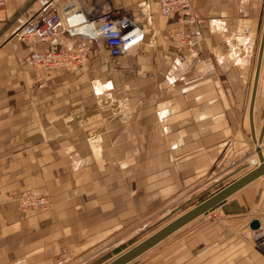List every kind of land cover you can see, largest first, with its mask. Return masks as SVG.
Instances as JSON below:
<instances>
[{
	"label": "crops",
	"instance_id": "1",
	"mask_svg": "<svg viewBox=\"0 0 264 264\" xmlns=\"http://www.w3.org/2000/svg\"><path fill=\"white\" fill-rule=\"evenodd\" d=\"M106 1L115 15L142 26L144 39L114 62L104 44L102 58L94 59L93 46L80 70L21 64L45 47L16 35L31 0L0 6V264H91L138 226L139 202L182 187L184 179L199 181L206 167L210 175L194 190L248 171L233 174L256 147L249 119L256 64L246 45L253 38L226 35L224 20L242 19L261 0H192L209 19L192 48L180 44L181 33L167 36L178 18L165 17L160 0ZM66 10L73 21L83 17L77 3ZM261 67L257 136L264 126V57ZM263 178L132 263L264 264V207L257 210ZM28 188L50 192V208L21 211L14 192ZM253 218L261 229L249 228Z\"/></svg>",
	"mask_w": 264,
	"mask_h": 264
},
{
	"label": "built area",
	"instance_id": "2",
	"mask_svg": "<svg viewBox=\"0 0 264 264\" xmlns=\"http://www.w3.org/2000/svg\"><path fill=\"white\" fill-rule=\"evenodd\" d=\"M80 1L31 0L23 7L19 16L24 21L16 32L17 37L33 44H44L45 47L19 58L21 64L37 71L82 68L90 60V50L99 42L108 48L110 57H122L144 39V28L129 15H115L106 0H90L87 7L80 6ZM72 2L78 4L83 14L81 20L73 21L68 14L66 8ZM3 4V0H0V5ZM160 10L165 17L177 16L180 26L189 28L181 38V45L193 46L201 34L198 25L204 20L200 13L193 10L191 0H160ZM178 33L180 30L172 32L170 36ZM57 35H68L71 42L52 43ZM257 165L255 160L250 166ZM17 200L23 212L36 208L47 210L51 206L47 194L31 189L22 191Z\"/></svg>",
	"mask_w": 264,
	"mask_h": 264
},
{
	"label": "rangeland",
	"instance_id": "3",
	"mask_svg": "<svg viewBox=\"0 0 264 264\" xmlns=\"http://www.w3.org/2000/svg\"><path fill=\"white\" fill-rule=\"evenodd\" d=\"M191 2H192V0H191ZM256 3H259V0H256ZM3 5H0V6H3ZM192 7L196 13H200V15L203 17V20H204L203 23L198 25V28H200L201 34H202V26L204 23L208 22L209 19H208V17L207 18L205 17L206 15L205 16L202 15V13L200 11H196V9L193 6V3H192ZM244 14H247V16H243L242 19L239 18L237 21H235V19H233L231 23H228V19L224 20L227 23L226 35L234 34L235 36L242 38V40L248 39L250 41H251L250 38H253V40L251 42H249V44H246V45L248 46V50L252 52L253 61L251 64H252V67L254 68L256 61H257L258 49H259V45L261 42V35H262L263 27H264V0H261V5L258 6L256 9L247 10V12ZM249 16H251L252 18L250 19ZM222 18H224V17H222ZM184 28H187V27L186 26H180V24L177 22L176 27L173 29H170L169 32L167 33V36H170V34L172 32H178V30H180L181 35H180L179 40H180V44H181V42H182L181 38H183L182 36L185 35V33L183 34ZM180 33H178L176 35H179ZM176 35H174V36H176ZM100 44H102V43L99 42L95 45V51L93 54V57H95L94 59H97L98 58L97 56L102 58L99 54L100 50L98 49L99 48L98 46ZM193 46H191L190 48H192ZM110 58H111L110 59L111 62L112 61L114 62V61H119L123 57H112L111 56ZM86 66H87V64L84 65L83 67H86ZM96 68H97L96 72L99 70V72L103 73V70H104L103 66H97ZM69 69L80 70V68H69ZM61 70H68V69H61ZM252 83L253 82H251V79H250V87H251ZM100 99H102V98H100ZM263 113H264V111H263ZM263 146L264 145H262V147ZM255 149H256V147H255ZM252 155L257 156V155H255V150L253 151ZM251 158L249 159V162H248L249 164H250ZM241 166H242V168L236 167L237 169H234L233 174H237V175H234L235 177L238 176L239 174H241V169L244 168V170L246 171L252 167V166L247 165V164H245L244 166L243 165H241ZM206 170L208 171L207 167L203 168L201 170V172L199 173L200 174L199 178L201 177V179L199 181H196L195 183H193L192 180L184 179V182L182 183V187L174 188L173 190L170 189V190H167L164 192H160L159 193L160 195L153 197L152 200H145V201L139 202V205L137 208V217H138L137 225L138 226L136 225L137 227L132 230L133 232H129L128 234H125L124 237H120L117 240V243L116 242L113 243L114 248H112L113 246H112V244H110L108 251L104 252L100 256L94 257L90 261L91 264H105V263L109 262L110 260L117 257V255L121 254L122 252H124L130 248H132V245H134L137 242L145 239L146 236L152 234L153 232L158 230L161 226H163L166 223L170 222L171 220L175 219V217L179 216L183 212L189 210L190 207H193V206L197 205L198 203H200L204 198H206L207 196H209L210 194H212L213 192L218 190V188L220 186H222L223 184L232 180L228 175V177H225L224 179H222V178L217 179V182L216 181L213 182L211 186L203 187V188L194 190L195 187H197L198 185H201L205 181V179H207L208 175H210L209 172L206 173L207 172ZM212 170H215V169L212 168ZM173 173H169V175H173ZM213 175L214 174L211 173V176H213ZM181 176H183L182 173H181ZM28 189L35 190L36 192H39V193H45L49 197L51 195L50 192L45 191V190L39 191V190H36L33 188H28ZM28 189H23L20 191L22 192V191L28 190ZM21 192H18V193L14 192L16 194L17 198ZM153 201H155V203H157L158 205L154 204L153 207H150V203ZM145 203H146L145 207L140 206V204H145ZM261 211H262V208H261ZM214 218H215L214 216L207 217L208 220H211ZM149 253H150L149 251L146 252V254L142 255V257H140L139 259H141L143 261V259ZM142 261H140V262H142ZM134 262L132 264H135Z\"/></svg>",
	"mask_w": 264,
	"mask_h": 264
},
{
	"label": "water",
	"instance_id": "4",
	"mask_svg": "<svg viewBox=\"0 0 264 264\" xmlns=\"http://www.w3.org/2000/svg\"><path fill=\"white\" fill-rule=\"evenodd\" d=\"M261 43L259 47V55L258 61L256 64V73L254 77V84H253V91L251 95V104L249 107L250 111V126L252 127V136L254 137V126H253V111L252 106L255 101V94L258 87V78L260 73V65L261 60L263 57V49H264V27L261 35ZM264 125V124H263ZM263 134H264V126L261 131L259 140L263 141ZM254 140V139H253ZM258 155L260 157V163L258 166L248 170L245 174L237 177L236 179L232 180L231 183L227 184V186L219 189L213 195L203 199L202 202L199 204L189 208V210L183 212L179 216L175 217V219L171 220L170 222L166 223L165 225L161 226L158 230L153 232L152 234L146 236L145 239L137 242L136 244L132 245V248L122 252L121 254L117 255L114 259L110 260L105 264H130L135 259L139 258L140 256L146 254L147 251L157 246L161 241L166 239L167 237L174 234L178 229L184 227L185 225L189 224V222L199 218L207 211L214 209L218 206L221 202L225 201L228 197L232 196L235 192L245 188L249 183L261 178L264 176V156L261 155L260 148L257 146ZM264 207V178H263V189L260 194V200L257 205V210H260ZM249 228L254 231L261 229V220L260 218H253L249 223Z\"/></svg>",
	"mask_w": 264,
	"mask_h": 264
},
{
	"label": "bare ground",
	"instance_id": "5",
	"mask_svg": "<svg viewBox=\"0 0 264 264\" xmlns=\"http://www.w3.org/2000/svg\"><path fill=\"white\" fill-rule=\"evenodd\" d=\"M81 30H82V28H81ZM262 39V38H261ZM261 43V42H260ZM259 47H260V45H259ZM258 51H259V49H258ZM263 52H264V49H263ZM258 55H259V53H258ZM263 57H264V53H263ZM263 57H262V60H263ZM262 60H261V64H262ZM257 61H258V57H257ZM257 64V63H256ZM260 67H261V65H260ZM262 68V67H261ZM261 68H260V71H261ZM259 76H260V73H259ZM257 89H258V87H257ZM252 91H253V87H252ZM257 92V91H256ZM251 95H252V93H251ZM255 96H256V94H255ZM252 98V97H251ZM255 101H256V97H255ZM255 101H254V104H255ZM250 104H251V101H250V103H249V107H250ZM254 104H253V106H252V111H253V126H254ZM249 119H250V113H249ZM264 124V123H263ZM260 134H261V132H260ZM260 134H259V136H257L256 135V130H255V126H254V137H253V139L255 140V142H256V148H257V146L260 148V152H261V155H263L264 156V146L262 147V141L261 140H259V137H260ZM263 139V138H262ZM258 149H255V155H257V156H253L252 158H251V161H250V165H252L253 164V162L256 160L257 162H258V165H259V163H260V157H259V155H258ZM257 165V166H258ZM254 167H256V166H252L250 169H252V168H254ZM249 169V170H250ZM262 177V176H261Z\"/></svg>",
	"mask_w": 264,
	"mask_h": 264
}]
</instances>
